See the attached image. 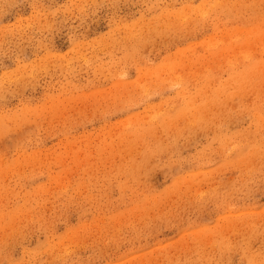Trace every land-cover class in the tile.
<instances>
[{
    "label": "rangeland",
    "instance_id": "obj_1",
    "mask_svg": "<svg viewBox=\"0 0 264 264\" xmlns=\"http://www.w3.org/2000/svg\"><path fill=\"white\" fill-rule=\"evenodd\" d=\"M0 264H264V0H0Z\"/></svg>",
    "mask_w": 264,
    "mask_h": 264
}]
</instances>
